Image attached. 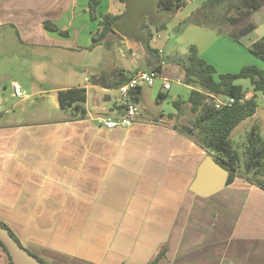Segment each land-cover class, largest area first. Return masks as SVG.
Returning a JSON list of instances; mask_svg holds the SVG:
<instances>
[{"label":"crops","instance_id":"obj_1","mask_svg":"<svg viewBox=\"0 0 264 264\" xmlns=\"http://www.w3.org/2000/svg\"><path fill=\"white\" fill-rule=\"evenodd\" d=\"M204 1L187 5L164 29L179 26L176 46H195L218 74L236 73L247 65L262 67L263 61L249 51L260 38L243 44L256 29L236 42L184 23ZM76 2L0 0V29L11 28L34 53H92L97 48L93 41L80 48L70 41L67 26L57 25ZM108 2L111 11L115 0ZM250 18L246 24H254ZM109 42L133 55V68L112 65L109 74L102 75L95 64L87 78L57 87L44 88L32 77L23 98L13 96L12 83L20 87L17 80L9 77L11 84L0 86V221L45 264H149L155 259L157 264H264L263 189L235 176L212 194L209 178L199 193L190 191L200 163L209 155L187 136L188 128L177 124L180 118L172 103L185 102L193 88L162 76L170 88L164 93L163 80L157 79L155 101L159 105L168 99L174 83L177 89L168 103L174 110L145 109L142 114V87L136 103L139 122L115 129L98 122L118 117L120 109L109 94L115 88L93 85L90 77L112 83L141 70L136 58H142L141 43L118 32ZM177 49L173 47L171 56L182 58ZM235 83L245 85L256 111L264 106V95L253 92L247 80ZM71 88L86 90L84 117L75 118L60 106L58 93ZM253 118L245 132L257 123Z\"/></svg>","mask_w":264,"mask_h":264},{"label":"trees","instance_id":"obj_2","mask_svg":"<svg viewBox=\"0 0 264 264\" xmlns=\"http://www.w3.org/2000/svg\"><path fill=\"white\" fill-rule=\"evenodd\" d=\"M117 1L123 5L126 3L125 0ZM100 2L101 0L88 1L92 20L95 19V11ZM155 4V13L160 17V20L156 24L143 20L139 25V29L144 31L147 36L146 42L141 43L142 52L140 55L142 58L137 59L139 67L142 71H156L163 77L168 76L172 80L180 81L183 85L193 88L185 102L174 101L172 103L179 118L181 114L185 113L184 107H187L193 116V119L189 121L190 126L188 128L191 129V134L187 135L181 128L178 130L186 134L207 155L227 169L232 177L245 179L250 184L264 190V182L259 180L260 177H264V129L261 130L259 125L254 123L247 134V143L242 148L236 146L232 139L233 131L242 122L252 119L257 108L253 96L244 102L239 101L247 93V90L235 82L247 80L253 92L264 95V72L256 66L250 65L244 66L236 74L227 73L215 76V69L198 55L195 46L188 47L187 53L182 58L161 57L159 50L150 46L153 30L156 33L163 31L167 22L175 17L179 11L186 8L188 0H155ZM262 6H264V0H205L185 19L184 23L214 30L220 36L239 42L241 38L255 29L254 25L245 23L236 32H228L226 25L247 22ZM229 9L234 11V16L226 15V11ZM124 15V12L119 15H101L99 29L91 37L93 45L103 44L109 48L111 42H107L105 39L116 34V24L122 20ZM44 24L49 30L57 31L49 23ZM63 35L66 34L63 33ZM249 51L264 62V37L253 42ZM175 68L178 71L177 74L174 73ZM132 74L124 75L123 79L118 82L110 83L102 76H92L90 81L93 85L116 89L127 82ZM207 93L217 97L231 96L236 99V103L216 109L214 100L208 97ZM139 96L140 89L133 97L135 104L139 102ZM58 99L61 108L68 111L71 116L75 118L85 116V88L62 90L58 93ZM248 175H253V177ZM0 226L7 229L10 235L21 245L5 223L0 221ZM0 247L6 254L9 263L12 264L1 243ZM157 262L158 260L155 259L149 264H157Z\"/></svg>","mask_w":264,"mask_h":264},{"label":"rangeland","instance_id":"obj_3","mask_svg":"<svg viewBox=\"0 0 264 264\" xmlns=\"http://www.w3.org/2000/svg\"><path fill=\"white\" fill-rule=\"evenodd\" d=\"M88 1L89 0H77V4L70 11L65 13L57 23L58 28L67 26V30L71 35L70 41H76V46L80 48L91 45L92 39H90V36L92 37V34L96 33L99 29L101 15H106L108 12H110L109 14L114 15H119L123 12L126 14L127 10H129L126 14L128 15L127 18H132L134 16L133 12L135 9L139 8L140 5V0H125V5L115 0L111 11H109V0H102L100 6L97 7L95 11V19L92 20L89 13ZM194 1L195 0H188L187 5L194 6ZM226 15L229 17L234 16V11L229 9L226 11ZM172 19L167 22L166 27ZM146 21L150 22L147 18ZM250 21L254 23L253 25L256 30L250 36V39L249 37L243 39L244 45L248 44L251 39L264 37V8L257 12L254 17L250 18ZM245 23L246 22L237 23L235 25H226V30L228 32H236ZM122 27L123 24H116V28ZM175 29L173 31L163 30L157 33L153 30V36H155L151 39L150 46L155 49L164 50L167 56L174 54L173 47L175 46L178 48L177 53L184 57V54L187 53V49H181L180 47L176 46L177 44L175 43V38L177 36V31H175ZM77 34L79 36L78 38L76 37ZM156 35H158L160 38H156ZM105 41L109 42V36L105 39ZM96 46V50H93L92 53L87 52L86 50H81V52L55 50L54 52L49 51L48 53H34L28 45L21 44L19 42L11 28L5 26L0 29V72L5 73V75L9 76L11 80H17L20 84L21 92L27 94L28 91L26 87L31 82L32 77L41 85L43 84L42 87L44 88L51 86H68L72 84V81L75 78L80 77L81 80L87 78V74L93 72L92 68L95 64L96 68L99 69L98 71L102 72V75L109 74V67L112 65L117 68H121V66H123L124 68L128 69L134 67L132 62L133 55H130V53H128V51H126V49L121 47V45L118 43H112L109 48H106L103 44H98ZM136 58L138 59V57ZM261 63L262 67L257 68L264 72V63ZM100 72L98 73L100 74ZM217 75L218 73L216 72L215 76ZM10 81H7L8 85L11 84ZM158 82V80H155L154 86L152 88L143 87V94L146 102L143 104L140 103V111L142 114L144 113L145 109H148L149 112H160L161 109L166 112L168 110H174L171 104L168 103L170 102V98L173 97V93L177 89L176 85L174 83L172 84L173 91H170V93L167 95L168 99L157 105L158 103L155 101L156 95L154 92ZM239 82L245 83L244 81ZM41 85H37L36 88H40ZM242 86L245 87L243 84ZM163 92L165 93L166 91L163 90ZM109 94L112 96L113 100L116 98L114 91H109ZM90 95L92 103V92H90ZM183 96H186V94ZM263 107L264 106L262 105L259 106L256 111V115L253 118V121H257V124L261 130L264 129ZM184 109L185 113L180 115V119L177 121V124L179 126L189 128V121L193 119V116L188 111L187 107H184ZM52 114V117H56L58 113ZM249 121L250 120H247L246 122L241 123L232 134L234 144L238 147L242 148L247 143V134L249 131L245 132V125L250 123ZM248 176L253 177V175ZM259 180L264 182V177H260ZM236 183L239 182L237 181ZM0 264H10L1 247Z\"/></svg>","mask_w":264,"mask_h":264},{"label":"water","instance_id":"obj_4","mask_svg":"<svg viewBox=\"0 0 264 264\" xmlns=\"http://www.w3.org/2000/svg\"><path fill=\"white\" fill-rule=\"evenodd\" d=\"M155 0H140L139 8L135 9L132 18L126 16L122 18L118 23L123 24L122 28H116V32L120 35L133 39L138 43H145L147 36L144 31L139 29L141 21L149 19L152 24H156L160 17L155 13ZM9 76H0V86L9 81ZM188 133H192L191 129H188ZM212 180L208 194H212L219 190L224 189L233 178L231 173L219 165L211 156L205 157L200 163L195 179L190 186V191L193 193H199L201 185H203L206 179ZM0 243L6 249L12 264H44L37 257L31 254L25 247L19 245V243L10 235L7 229L0 226Z\"/></svg>","mask_w":264,"mask_h":264},{"label":"built area","instance_id":"obj_5","mask_svg":"<svg viewBox=\"0 0 264 264\" xmlns=\"http://www.w3.org/2000/svg\"><path fill=\"white\" fill-rule=\"evenodd\" d=\"M162 79V88L167 91L170 88V83L168 80L163 79V77L156 71H142L139 70L132 74L130 79L115 89L116 100L118 107L120 109V115L118 117H107L105 119H99V123L108 129L115 128H129L135 123L140 121L141 114L139 108L133 101V96L138 89L142 87L151 88L154 86L155 80ZM13 96L17 98H23L24 93L21 92L20 87L16 83H12ZM208 97L214 100L215 108L220 109L224 106H231L236 103V99L231 96L217 97L210 93H207ZM252 96L249 91L243 95L239 100L244 102L249 100Z\"/></svg>","mask_w":264,"mask_h":264}]
</instances>
